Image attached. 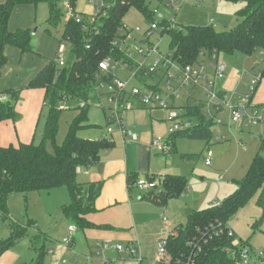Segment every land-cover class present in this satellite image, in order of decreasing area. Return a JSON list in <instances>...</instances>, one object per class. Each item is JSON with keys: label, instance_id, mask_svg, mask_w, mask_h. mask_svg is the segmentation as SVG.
<instances>
[{"label": "rangeland", "instance_id": "rangeland-1", "mask_svg": "<svg viewBox=\"0 0 264 264\" xmlns=\"http://www.w3.org/2000/svg\"><path fill=\"white\" fill-rule=\"evenodd\" d=\"M5 1L0 0V3ZM145 2L153 11L152 20L146 18L142 11L134 6L130 7L122 17L125 28L119 33L123 38L118 40L117 47L124 56L130 59V66L124 67L119 58L110 59L111 72L116 78L127 82L128 88L153 86L159 81L149 75L140 74L137 78L132 76L136 64L149 69L157 63L161 55L168 52L170 38L167 35L162 36L159 30L153 31L147 40L145 31L152 22L162 25L164 21L173 20L174 26L178 29L192 25H211L217 31L230 30L239 24L240 18L237 12L245 5L243 0L237 2L202 0L199 3L196 0H178L174 4L178 10H175L167 6L169 0H145ZM67 3L70 5L69 8L65 7ZM60 6L62 17L55 26L48 23L49 9L44 2L36 5L16 6L9 22L12 31L27 29L31 32V50L22 53L15 47H8L7 65L0 71V92L8 89L21 90L15 108L19 115L18 120L15 123L10 122L14 129L13 142H11L14 146L20 143H41L47 113V108L42 107L44 92L41 88L28 89L26 86L32 75L36 76L47 63L54 60L58 45L63 41V31L69 13L74 12L83 18L92 19L98 6V0H75L74 5H71L69 0H63ZM127 35H129L128 38ZM142 40L148 41V44L142 45L144 49L150 43L159 44L158 53H152L148 57L139 53L137 49ZM69 53L70 46L66 44V61L70 60ZM218 60L224 63L225 72L221 77L212 79L214 90L228 94L231 104H240L242 96L248 90L250 79L256 77L259 70L263 68L264 56L259 51L251 55L239 52L220 53ZM200 61L208 67L216 63L207 55L203 56ZM255 64H259V67L250 71ZM163 72L164 69L159 64L156 75L161 78L159 88L165 92ZM263 83L264 77L256 84L255 91ZM102 85V87H97L96 92H92L87 101L86 124L77 132L81 138L96 139L99 136H109L114 140L117 138L118 126L115 123H107L112 107L107 94L109 92L108 83L102 82ZM5 96L8 98L7 95ZM196 100H201L203 103L207 101L206 92L201 87L187 88V91L180 89L171 111L183 116L184 120L190 119L196 122V119L184 116L186 106L194 105ZM257 101L254 95L250 107L247 108L248 114L256 111L258 117L262 119L256 124L245 120L238 124L232 123L228 109L217 116L222 122L211 125L213 140L225 139L226 141L208 147L205 141L177 138L174 141V150L167 154L157 153L156 156L170 161V175L181 176L185 181V191L182 194L166 196L163 201L164 211L160 210L158 215L152 214L151 211L147 213L149 229H161L159 240L165 238L166 226L169 230H174L187 223L186 210L195 212L209 205L220 204L225 197L235 191L238 181L246 175L252 157L256 153L264 156V104L257 103ZM62 105L55 144H61L65 140L68 126L82 103L67 99ZM200 109L204 114V105L200 106ZM31 113L35 116L28 120L27 116ZM169 114L168 109L138 108L124 111L122 120L128 126L131 123L137 125L142 137L147 138L152 137V120L158 124L170 123L167 126L174 122L169 119ZM19 120L20 125L18 126ZM167 126L163 133L165 136L157 137L158 139H168L169 126L168 128ZM108 128L111 129V133L108 132ZM52 145V142H47L46 147L49 151H52ZM151 150L155 155L157 151L154 148ZM206 160H209V165H206ZM132 192L134 197L144 198L149 191L143 192L133 188ZM255 201L256 196L227 222V225L236 227L233 228L238 236L244 237V233L251 235L252 221L255 219L253 214L259 212ZM70 202L71 196L65 186L51 190L11 193L7 199V214L0 211V241L5 243L13 240L14 242L0 255V264H32L41 252L44 254L43 263L52 264L53 254L49 252L52 250L56 256H59L64 249L61 246L62 229L63 225H67L69 221L63 213V208ZM155 204L158 203L155 202ZM64 254L67 255L66 251ZM154 257L155 260L151 264H158L157 252ZM167 259L170 261V255H167Z\"/></svg>", "mask_w": 264, "mask_h": 264}, {"label": "trees", "instance_id": "trees-1", "mask_svg": "<svg viewBox=\"0 0 264 264\" xmlns=\"http://www.w3.org/2000/svg\"><path fill=\"white\" fill-rule=\"evenodd\" d=\"M62 1L6 0L0 3V71L7 65V46L15 47L22 53L31 50L29 30L10 31L8 28L14 8L44 2L49 9L48 23L55 26L62 17ZM69 1L74 5L75 0ZM106 1L109 8L92 19L82 17L80 23L73 19L67 21L62 39L70 46V60L63 67H58L54 60L50 61L26 86L28 89H44L43 107L47 108L44 131L40 144L31 142L20 143L18 146H0V211L3 214H7V199L11 193L51 190L65 186L69 190L71 202L64 206V215L81 228L89 225L84 216L92 210L93 202L101 191V183H78L76 170L96 163L100 152L110 148L112 142L106 137L81 138L77 132L86 124L87 101L97 84L101 81L110 83L115 77L111 71L102 74L98 68L99 62L107 57L123 58L130 62L114 44L117 39L123 38L119 35V29L123 26L122 17L132 6L151 20L153 13L145 0ZM243 1L244 7L237 12L240 22L230 30L217 31L211 25H192L184 29L174 26L167 29L164 34L170 38L168 52L172 61L185 66L198 63L200 54L204 53L216 56L234 52L244 55L258 51L264 53V0ZM259 73L261 78L264 77V65ZM98 74H101L100 81L97 79ZM149 76L159 80L153 85V88H158L161 78L156 75V70L150 72ZM20 92L18 89L0 92V95L8 96L6 100L0 101V122L14 121L17 118L15 107ZM67 99L77 100L83 105L78 108L70 122L65 140L61 144H55L62 111L60 105ZM184 116L196 119V122L191 120L193 124L190 128L169 134L167 141L170 151L177 138L205 141L208 147L219 143L213 140L211 125L214 123L208 122L199 105H187ZM47 142H52V151L47 149ZM137 179L135 175L129 177V184L135 183ZM146 179L154 181L156 186L145 197L160 205L164 204L166 196L179 195L185 191V181L181 176L165 174ZM254 196L255 204L262 210V215L253 223V229L264 219V156L259 153L252 158L246 175L238 181L233 193L218 205L191 211L187 223L176 227L167 235L166 249L171 257L170 263L174 264L179 259L188 260L191 256L192 264H236L235 259L230 256L232 238L223 235L202 242L199 231L215 220L227 224ZM13 242L0 241V255ZM43 255V252L39 253L32 264H44Z\"/></svg>", "mask_w": 264, "mask_h": 264}, {"label": "crops", "instance_id": "crops-1", "mask_svg": "<svg viewBox=\"0 0 264 264\" xmlns=\"http://www.w3.org/2000/svg\"><path fill=\"white\" fill-rule=\"evenodd\" d=\"M8 28L12 31L9 23ZM8 47L10 46L5 48V55H7L6 52ZM261 54L264 56V53ZM33 77L34 75L30 77V80ZM42 90L44 92V89ZM254 95L258 99L257 103L264 104V83L257 88L252 97H254ZM34 116L35 115H32L31 113L27 118L30 120L31 118H34ZM18 117L19 115L17 112V118L14 121L5 120L0 122L1 147L9 145L14 146V144L11 143L13 142L12 136L14 129L10 122L15 123L18 120ZM151 123L152 137H142L141 131L137 125L131 123V125L128 126L124 122L123 125L125 129L131 134H134L136 139H133L129 134H122L120 130L117 133V138L115 140L109 136L97 137L108 138L112 142L111 147L102 150L100 152L99 160L90 167H79L78 170H76V180L78 183H101V191L93 202L92 210L84 216L89 225L81 228L73 220L68 218L69 222L67 225H63L62 234L63 238L67 236L68 227L73 226L75 231L72 244L69 248H64L62 246L64 249L59 256H56L53 251L52 263L67 259L69 263L76 260L80 264H86L84 259V256L86 255H92L95 257L92 264H151V262L155 260L154 256L157 252L158 240L161 237V229H149L147 226V213L151 211L152 214L154 213L158 215L160 210H165V206H160V204L156 205L154 201H150V199L148 200L145 196L144 198L142 196L134 197L132 189L138 188L135 183L129 184V177L134 175L139 179L170 174V161L167 159L163 160L156 156L158 152L153 155L151 150L152 141L155 140L154 137H156V139L159 137L163 138L165 136L163 134L166 130L165 126L170 123L162 122L158 124L157 122H153V120ZM19 125L20 120L18 121V126ZM215 140L219 142L226 141L225 139ZM174 149L175 145L172 150ZM257 208L259 209L258 213L253 210V212H255V214H253L255 219H253L252 225L262 215V210L259 207ZM228 226L230 228L232 227L231 225ZM233 227L235 226L233 225ZM233 227L231 229L235 232L238 239L248 243L255 249H264V219L259 223L258 227L255 229L252 228L251 235H249V233H244V237L238 236ZM166 229L167 236L172 230H169L168 226H166ZM98 242L124 245L133 244L139 250L141 261L128 260L126 259V252L119 253L114 249H109L104 252V255L111 261L106 263L100 257L95 256L97 250L95 245ZM64 251H66L67 255L64 254Z\"/></svg>", "mask_w": 264, "mask_h": 264}, {"label": "built area", "instance_id": "built-area-1", "mask_svg": "<svg viewBox=\"0 0 264 264\" xmlns=\"http://www.w3.org/2000/svg\"><path fill=\"white\" fill-rule=\"evenodd\" d=\"M177 1L178 0H169L167 6L178 10V8H176L174 5ZM201 1L202 0H196L197 3ZM109 6L110 5L106 0H98V6L95 9L94 16H97L100 13L104 12V10L109 8ZM65 7L69 8L70 5L67 3L65 4ZM159 17L162 18L161 15H159ZM69 19H73L77 23H80L83 20L81 16L74 12L69 13L67 20ZM171 27H174L173 20L168 22L164 21V24L162 25L152 22L150 27L145 31L146 38L148 40L152 32L155 30H159L161 35L164 36V32ZM124 28L125 27L123 25L119 29L120 32L124 30ZM126 37L128 38L129 35H127ZM118 40L119 39H117V42ZM147 40H144V44H148ZM117 42H114V44L117 45ZM66 44V42L61 41L58 45L54 57V61L58 67L65 66ZM144 44H141L138 47L137 50L139 53L145 55L146 57L150 56V54L152 53H158L159 44L154 45L150 43L146 46V49L142 47V45ZM205 55L210 58H213L216 61L215 65L208 67V65H204L202 61H199L195 64H188L182 66L176 63L175 61H172L169 52H167V54L165 55H161L157 63L149 69H146L141 64H136L132 73V76L135 78H137L138 75H140L141 73H143L144 76L149 75L150 72L157 70L158 65L161 64L164 69L162 77L166 89L165 92L160 89L159 86L158 88H153V86L150 85H144L142 88H128L127 82H124L123 80L116 77L112 78L111 82L108 83L109 92L107 94L109 95V102H111L112 107L110 108V115L107 117V123H115L122 134H129L133 139H136V136L127 131L123 125L122 113L124 111L138 108L147 110L168 109L170 110L169 119L174 121L169 126L168 133L172 134L177 131L186 130L192 126L193 122L190 119L184 120L182 118L183 116H180L176 112L171 111L174 108L173 101L178 96L180 89H185L187 91V88L196 89L198 87H201L206 92L207 101L203 103L201 100H196L195 105H204V116L207 118L208 122L212 121L214 124H221L222 120L217 116L223 114L225 109H228L230 111V121L232 123L238 124L242 120H245L249 123L256 124L258 121H261L262 119L258 117L256 111L252 112V114L247 113V108L250 107L252 95L255 92L256 84L261 79L260 73H258L256 77H252L250 79L248 90L246 94L242 96L240 104L233 105L230 102L231 98L228 96V94L222 91L214 90L213 80L215 78L221 77L224 74V63L220 62L218 60V56L214 54H200V59ZM110 59L111 57H107L101 62H99L98 68L102 74H106L112 70V67L110 66ZM120 61H122L124 67H128L131 64V62L123 58L120 59ZM97 79L99 81L101 80V74L97 75ZM102 86L103 85L101 81L97 84L94 91L96 92L97 87ZM4 100H6V96L1 94L0 101ZM62 103L60 105V109H62ZM108 132L111 133L110 128H108ZM151 148H154L158 153L162 154H167L170 151V145L167 140L155 139L152 141ZM206 164H210L209 160H206ZM135 185L139 190L148 191L155 188L156 183L154 181H149L146 178H139L135 181ZM74 231L75 228L73 226L68 227V235L62 238L61 246H63L64 248H69L71 246ZM223 235H227L228 237L232 238V249L230 251V256L235 259L236 264H264V249H255L251 247L248 243L238 239L235 235V232L227 224H224L219 220H215L199 231V239L202 242H207L212 238L221 237ZM166 245L167 236L163 239H160L157 243L158 264H173L170 263L169 259H167L168 254ZM95 247L97 249L95 256L100 257L106 263H109L111 261L104 255V252L109 249H114L119 253L126 252V259L128 260L141 261V255L139 253V250L133 244L124 245L111 244L109 242H98L96 243ZM194 251L197 252L198 250ZM49 253L52 254L53 251L51 250ZM94 258L95 257L92 255L84 256L86 264H92ZM192 263L193 261L190 256L188 260L179 259L174 264ZM52 264L80 263L76 260H73L71 263H69L67 259H62L60 260V262H53Z\"/></svg>", "mask_w": 264, "mask_h": 264}, {"label": "water", "instance_id": "water-1", "mask_svg": "<svg viewBox=\"0 0 264 264\" xmlns=\"http://www.w3.org/2000/svg\"><path fill=\"white\" fill-rule=\"evenodd\" d=\"M32 34H34V32H33ZM144 43H145V41L142 40V41H141V44H144ZM258 67H259V64H255V65L250 69V71H254V70H255L256 68H258ZM190 212H191V210H186V211H185V213H186L187 215H189Z\"/></svg>", "mask_w": 264, "mask_h": 264}]
</instances>
